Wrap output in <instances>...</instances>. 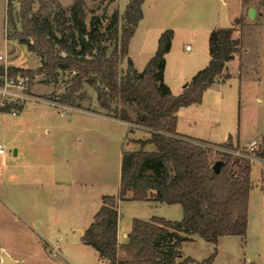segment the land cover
Here are the masks:
<instances>
[{
  "label": "rangeland",
  "instance_id": "374dc122",
  "mask_svg": "<svg viewBox=\"0 0 264 264\" xmlns=\"http://www.w3.org/2000/svg\"><path fill=\"white\" fill-rule=\"evenodd\" d=\"M50 1L35 0L34 11ZM57 1L69 11L75 0ZM84 1L87 25L97 18L101 20L103 30L111 23L115 7L122 15L130 3V0H117L115 6V0ZM227 3L230 11L228 29L234 30L232 37L239 42L237 52L223 72L221 81L206 93L203 106L196 104L192 108V115L198 122L196 130L203 139L220 145L231 137L234 145L240 147L237 152L249 156V145L258 141L260 149L264 136V0H227ZM232 4L236 12H232ZM218 7V0H148V21L164 27L163 32L173 31L170 57L174 66L195 60L205 64V68L209 65V39L214 31L210 25L213 20L211 11ZM251 8L257 10L254 20L249 19ZM12 12L16 29L21 33L18 2H14ZM236 13L237 17H234ZM146 23L143 22L141 27ZM136 31L130 40L128 55L120 64V71H128L129 60L135 70L144 71L156 53L158 43L155 52L150 49L149 61L140 65L141 69L137 68L149 49L145 48L141 34ZM13 33L8 2L0 0V56L7 51L11 68L27 72L29 77L26 78L32 81V88L40 99L45 101L48 96L59 101L63 94L58 90L69 79V74L61 73L53 91L52 83L44 82L43 75H35L40 68L38 55L10 38ZM187 45L192 51H187ZM86 88L94 95L93 87ZM35 106L37 110L24 120L8 114L0 116V145L7 151L5 178L8 172L21 176V181L4 179L3 186H0V203L13 215L15 213L29 222L42 245L48 244L51 250L53 247L60 249L64 259L58 258L57 262L104 264L98 260L97 252L84 243L83 237L101 208L102 198L119 196L123 152L140 150L137 142L147 138L148 134L140 130L130 132L129 126L107 114L96 117L45 103ZM118 107L123 108V105ZM16 148L20 149L18 158L13 156ZM213 150L210 159L217 163L222 159V150L219 147ZM145 151L155 152L156 148L149 144ZM251 157L252 190L246 236L223 237L216 245L199 238L185 242L181 249L182 261L189 258L188 264H208L207 261L214 256L212 264H264V161ZM72 171L77 176L75 181ZM29 176L33 185L29 183ZM51 179L58 186L51 188ZM119 214L121 237L131 231L135 219L150 221L159 218L180 222L184 218L180 205L151 201H122Z\"/></svg>",
  "mask_w": 264,
  "mask_h": 264
},
{
  "label": "trees",
  "instance_id": "16d2710c",
  "mask_svg": "<svg viewBox=\"0 0 264 264\" xmlns=\"http://www.w3.org/2000/svg\"><path fill=\"white\" fill-rule=\"evenodd\" d=\"M144 1L130 0L126 11L122 15L115 11L103 30L97 18L87 25L84 0H75L69 11L51 0L36 12L35 0H7L14 28L10 38L38 55L41 66L35 75H43L47 84H58L61 73L69 74L61 104L75 107L77 94L88 84L95 88L100 106L114 118L151 132L149 139L137 142L140 150L123 152L119 196L102 198L84 243L98 253L99 261L108 264H188L189 258L180 261L181 249L193 237L216 245L223 237H244L248 230L253 161L232 154L238 147L230 137L220 146L223 166L216 173L210 159L214 147L177 132L180 109L201 104L204 92L221 81L239 42L232 37L233 29L214 30L209 39V65L193 77L181 95L174 96L165 83L172 30L162 33L143 72L135 70L131 60L128 71H120L144 17ZM14 2L20 4L21 33L12 14ZM9 74L29 77L26 71L11 67ZM119 104L123 108L118 109ZM149 144L155 146V152L145 151ZM252 156L264 161V136ZM129 194L133 201L180 205L184 218L180 222L135 219L128 242L120 244L118 203ZM213 259L207 263L212 264Z\"/></svg>",
  "mask_w": 264,
  "mask_h": 264
},
{
  "label": "crops",
  "instance_id": "0c3cea01",
  "mask_svg": "<svg viewBox=\"0 0 264 264\" xmlns=\"http://www.w3.org/2000/svg\"><path fill=\"white\" fill-rule=\"evenodd\" d=\"M116 2H117V0H115V2H114L115 6H116ZM222 3H225V5L227 7V17L229 16L230 11H229V6H228L229 4L227 3V0H220V3L218 0V4L220 5V8L218 7V9L211 11V15L213 17V20H211V23H210L211 29L216 30L220 27L219 23L221 20V5H222ZM147 6H148V0H145L144 6H143L144 18L141 21V25H140V27H138L136 33L138 35L141 34L140 39L142 40V43L145 45V48L147 50L149 49V51L147 53H145V57L141 60L140 64H137L138 69H141L140 65H143V64L145 65L149 61V59L151 58V52H152V51H150V49L151 50L154 49V52H155V50H156L155 47H157L158 39H159L161 33L165 30L164 27L157 25V23H155V25H154V23H152V21H148L150 15L148 16V14H147V10H148ZM231 7L233 8L232 9V12H233V10H235L236 7L234 4H232ZM115 8H116L115 11H118L117 6ZM235 12H236V10H235ZM237 13H238V11H237ZM237 13L234 15V17H237ZM146 21L148 22V23H146V26L141 27L142 23L146 22ZM143 44H142V46H143ZM187 47H188V45H187ZM187 51H192V48L190 50H187ZM1 56L3 57V60H0V65L1 66L6 65L8 68L11 67V65H9L11 63H9L10 59H8L9 54L7 53V51H5L4 55H1ZM170 56H171V53H169L166 56L165 83L170 88V90L174 96H179L183 93V91L185 90V86L189 82H191L193 77L199 71H201L205 68V64L198 63L195 60V61H192V62L186 64V65L177 64L176 66H174L173 59H171ZM209 59H211L210 56H209ZM39 60H40V66H41V59L39 58ZM229 64H230V62L227 63L225 71L228 69ZM141 72H143V71H141ZM141 72H139V73H141ZM121 73H125V70L121 71ZM66 83H67V81L64 82L63 87H61V89L58 90L62 94H64V92H65ZM184 83H186V84H184ZM216 84L212 85L204 93L203 102H202V104H198V105L203 106V104L205 103V100H206L205 99L206 93L208 91L210 92V90H212V88L216 87ZM51 85L57 86L58 84H51ZM88 86H90V85L85 84L81 94L77 95V101H76L77 103H76L75 107L63 105V104L59 103V101L57 99H51L48 96H46V99L48 101L47 100L44 101V100L40 99L41 96L36 95L35 94L36 92H34V89L31 88V93H32L35 100L27 103V105L19 112V114L16 116H13V117H17V118L20 117L21 120H24L33 111L37 110L36 109L37 107L35 106L37 103H45V104H49V105H55V106L63 107V109H65L66 111H78V112L85 113L89 116H96V117L103 116L102 114H107V116L114 118L113 117L114 115L112 114V112L107 111L106 109H104L100 106V104L98 102L97 92H96L95 88L93 87L94 91H95L94 95H93L87 90L86 87H88ZM90 87H92V86H90ZM54 90L55 89L53 86V91ZM30 106H31V109H29ZM195 106H196V104L191 105V106L186 107V108H182L178 112V115H177L178 116V124H177L178 134L181 136L189 137L191 139H195L198 141L205 142L210 147H214V148L219 147L220 148V146L225 144V143L219 145V144L213 143L211 141L205 140L201 137L202 135H200L197 132L196 126L198 125V122H196L194 120V116L192 115V112L194 110L192 108H194ZM4 114L7 115L8 113H1L0 116L4 115ZM8 115H10V114H8ZM131 118L135 119L134 115L131 114ZM114 119L116 121L121 122L122 124H124L126 126H129L130 132H132L134 130H140V131L146 133V135L148 134L147 138L140 139V140H147L150 138V134H151L150 130L139 127L132 122H123L119 119H116V118H114ZM217 145H219V146H217ZM19 151H20V149L16 148L14 150L13 156L18 158L19 157ZM134 151H124V152H134ZM6 159H7V151H6L5 156H0V162L3 163V166L0 167V186H3L4 179L5 180L7 179L8 181H11V180L14 181L16 179H19V181H21V176L19 174L17 176V174L14 172L13 173L8 172V175L5 178L6 173L8 171L7 166L4 164ZM121 165H122V159H121ZM30 167H32V166H30ZM53 175H54V173H53ZM71 176L73 178V181H75L77 176H76L74 171H72ZM120 176H121V173H120ZM28 180H29V183L31 185H33L31 176H29ZM49 186L51 188H54V187L58 186V184L56 181L51 179L49 182ZM0 200H1V198H0ZM123 201H133V200H131V195L129 194L128 197ZM148 201L158 203V202H155L152 200H148ZM121 202L122 201H120L118 203V210H119V204ZM159 204H161V203H159ZM119 216H120V214H119ZM119 220H120V217H119ZM29 224H30L29 222H27L26 220H23L22 218H19L15 213L13 215L8 209H6L4 207V205H2L0 203V264L2 262L1 253L3 251L5 253H7L13 261H15V264H63L61 262H57V260H56V259L61 258V257L64 259V256L60 252V249L57 247L56 248L53 247V249L51 250L47 243H46L47 248H46L45 244L42 245V243L34 235L35 234L34 230L31 228V226ZM130 232L125 233L123 235V237H121L120 230H119V224H118V241L120 244H125L128 242V235L130 234ZM81 235H82V233H81ZM196 238H198V237H193L192 241H195ZM48 248H49V251H47ZM54 250L58 251V253H57L58 255L55 258L52 257ZM48 253H50L49 254L50 256L48 255ZM183 259H184V255L180 261H182ZM98 260H99V255H98Z\"/></svg>",
  "mask_w": 264,
  "mask_h": 264
},
{
  "label": "built area",
  "instance_id": "2783aa9c",
  "mask_svg": "<svg viewBox=\"0 0 264 264\" xmlns=\"http://www.w3.org/2000/svg\"><path fill=\"white\" fill-rule=\"evenodd\" d=\"M190 50L191 47L186 48ZM0 60L3 57L0 56ZM3 72L0 74V113H8L12 116H16L27 105V103L34 101V97L31 93L32 81L21 75H10L9 68L6 65L1 66ZM259 149L258 141H253L249 145V153L243 155L240 152H233L232 154L241 157L249 158L253 161L251 155H253ZM6 150L0 145V156H5ZM58 251L54 250L52 255L55 258ZM104 264H108L105 263Z\"/></svg>",
  "mask_w": 264,
  "mask_h": 264
},
{
  "label": "water",
  "instance_id": "95a60500",
  "mask_svg": "<svg viewBox=\"0 0 264 264\" xmlns=\"http://www.w3.org/2000/svg\"><path fill=\"white\" fill-rule=\"evenodd\" d=\"M256 14H257V10L255 8H251L249 10V19L250 20H254ZM220 28L221 29H228V28H230V26L228 25V22H227V7H226L225 3H222V5H221ZM186 86H185V88H186ZM222 166H223V163L221 161H218L213 166V170L216 173H219L221 171ZM77 234L80 235L81 233L80 232H77ZM1 260H2L1 264H15V261H13L11 259V257L7 253H5L4 251L1 253Z\"/></svg>",
  "mask_w": 264,
  "mask_h": 264
}]
</instances>
